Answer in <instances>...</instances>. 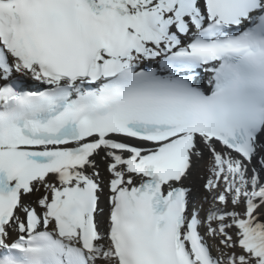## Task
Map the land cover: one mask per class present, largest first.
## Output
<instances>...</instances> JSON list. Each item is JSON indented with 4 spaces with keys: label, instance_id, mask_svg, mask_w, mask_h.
<instances>
[{
    "label": "snow or ice",
    "instance_id": "1",
    "mask_svg": "<svg viewBox=\"0 0 264 264\" xmlns=\"http://www.w3.org/2000/svg\"><path fill=\"white\" fill-rule=\"evenodd\" d=\"M0 264H264V0H0Z\"/></svg>",
    "mask_w": 264,
    "mask_h": 264
}]
</instances>
